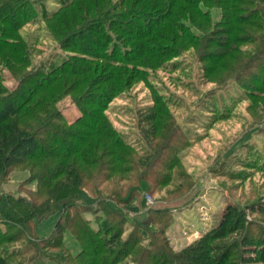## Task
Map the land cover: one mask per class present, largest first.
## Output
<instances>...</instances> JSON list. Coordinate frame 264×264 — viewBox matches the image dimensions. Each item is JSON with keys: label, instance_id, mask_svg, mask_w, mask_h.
Segmentation results:
<instances>
[{"label": "rangeland", "instance_id": "rangeland-1", "mask_svg": "<svg viewBox=\"0 0 264 264\" xmlns=\"http://www.w3.org/2000/svg\"><path fill=\"white\" fill-rule=\"evenodd\" d=\"M35 1L46 2L50 11L56 13V6L48 4L51 0ZM207 6L210 7L206 15L185 17L187 25L180 27L188 36L174 39L175 30L181 29V24L177 26L175 22L182 18L174 14L152 28L146 43L143 37L136 38L144 47L141 50L151 53L115 68L118 74L109 84L118 83L119 91L105 113L126 144L120 147L113 138L93 137L90 146L96 149L94 158L81 164L86 172H82L80 181L90 195H96L98 190L112 198L133 222L142 220L151 209L162 210L154 217L159 220L166 217L165 221L151 226V230L156 227L162 231L169 220L163 210L170 209L176 219L164 231L169 237L167 248L169 245L179 251L191 245L203 231L218 228L221 232L215 243H221L232 253L241 251L258 259L264 252V57L258 54L257 47L264 39V23L252 26L235 23L238 31L234 30V34L248 33L250 29L254 41L239 44L232 35L212 33V28L223 23L221 20L218 24L223 16L210 1ZM75 16L74 8H66L51 20L42 21L40 15L39 20L20 28L15 39L0 51V93L14 88L26 70L18 67L17 75L6 66L7 61L17 60L25 43L33 59L29 69L60 55L64 52L58 45L60 31L78 21ZM192 28L203 35L192 36ZM169 43L181 53L177 66L162 64L165 61L162 55L171 59L170 53L174 51L165 50L163 54L156 51L158 46ZM85 62L88 68L76 79L78 87L73 91L67 90V86L60 89L63 96L56 107L68 121L81 115L75 102L83 94L85 83L94 76V71L100 72L107 65L97 60ZM253 64L260 70L252 68ZM203 110L208 115L202 114ZM25 166L12 167L9 174L1 177L0 189L31 196L28 187H35L36 182L26 181L31 165L28 169ZM84 197L94 202L86 194ZM238 207L247 213V229L235 224L232 215ZM59 217L57 211L38 221L37 236H48ZM226 217L228 222L223 229L220 221ZM153 233L144 241H154ZM64 237L76 252L79 246L72 234L66 231ZM31 238L19 240L15 245H24ZM232 263L263 261L243 262L235 255ZM45 264H54V260Z\"/></svg>", "mask_w": 264, "mask_h": 264}, {"label": "trees", "instance_id": "trees-1", "mask_svg": "<svg viewBox=\"0 0 264 264\" xmlns=\"http://www.w3.org/2000/svg\"><path fill=\"white\" fill-rule=\"evenodd\" d=\"M209 1L223 16L218 24L221 20L223 23L212 28L213 34L232 35L239 44L254 42L250 29L238 35L233 31H238L235 23L249 26L264 23V0H51L48 4L56 6L55 14L44 1L0 0V51L15 39L23 25L39 20L40 15L42 21H48L60 10L74 8L78 20L60 31L58 45L64 51L60 55L29 69L33 59L25 43L17 60L6 64L17 75L18 67L26 70L14 88L0 93V178L9 174L12 167L30 164L31 168L25 166L30 171L26 181H34L36 186L28 187L31 196L0 189V264H45L51 260L54 264H238L232 263L235 255L243 262L259 259L264 264V259H260L264 252L257 259L241 251L232 253L221 243H215L221 232L218 228L203 231L191 245L179 251L169 245L167 248L169 237L164 231L176 219L170 209L163 210L169 220L162 231L156 227L151 230V226L166 218L154 217L162 210L151 209L142 220L133 222L112 198L98 190L96 195H90L80 181V175L86 172L81 164L94 158L96 149L90 146L93 137L113 138L120 147L126 144L105 113L119 91L118 83L109 84L118 74L115 68L151 53L141 50L144 47L136 38L143 37L146 43L152 28L178 14L182 18L175 24L185 27L186 16L194 18L209 13ZM182 28L175 30L174 39L189 35ZM194 29L192 36L203 35ZM165 50L174 52L170 53L171 59L162 55L165 57L162 64L177 66L181 53L176 46L169 43L156 49L158 54ZM257 52L264 57V39L258 42ZM87 60L107 65L100 72L94 71V76L85 83L83 94L75 102L81 115L68 121L56 107L63 96L60 89L67 86V90L73 91L78 87L76 79L88 68ZM253 67L260 70L254 64ZM202 114L208 115L204 110ZM85 194L94 202L86 200ZM57 211L60 217L52 232L46 237L37 236L35 224ZM232 216L240 229H247L249 222L243 208L238 207ZM227 222V217L223 218L220 226L224 229ZM66 231L78 243L76 252L65 241ZM150 232L155 234L154 241H144ZM29 236L32 240L26 244L15 245Z\"/></svg>", "mask_w": 264, "mask_h": 264}, {"label": "built area", "instance_id": "built-area-1", "mask_svg": "<svg viewBox=\"0 0 264 264\" xmlns=\"http://www.w3.org/2000/svg\"><path fill=\"white\" fill-rule=\"evenodd\" d=\"M149 201L152 202L151 197L149 196Z\"/></svg>", "mask_w": 264, "mask_h": 264}]
</instances>
